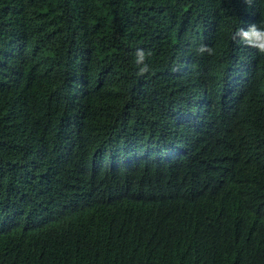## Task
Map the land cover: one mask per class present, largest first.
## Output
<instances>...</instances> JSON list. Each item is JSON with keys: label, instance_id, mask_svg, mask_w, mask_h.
<instances>
[{"label": "trees", "instance_id": "trees-1", "mask_svg": "<svg viewBox=\"0 0 264 264\" xmlns=\"http://www.w3.org/2000/svg\"><path fill=\"white\" fill-rule=\"evenodd\" d=\"M253 23L264 0H0V264H264Z\"/></svg>", "mask_w": 264, "mask_h": 264}, {"label": "clouds", "instance_id": "clouds-1", "mask_svg": "<svg viewBox=\"0 0 264 264\" xmlns=\"http://www.w3.org/2000/svg\"><path fill=\"white\" fill-rule=\"evenodd\" d=\"M248 7L253 6V0H244ZM232 40L244 47L254 49L258 54L264 55V25L257 23L250 24L247 28L240 27L232 33ZM197 51L201 54H213V49L207 45H200ZM150 52H146L143 48L135 50V65L137 66V75L144 76L150 72V66L147 62Z\"/></svg>", "mask_w": 264, "mask_h": 264}]
</instances>
